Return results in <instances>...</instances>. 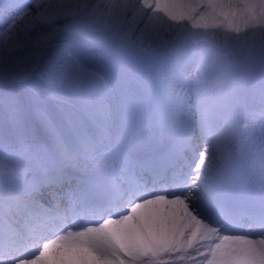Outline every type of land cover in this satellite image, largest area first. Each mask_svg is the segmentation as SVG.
Masks as SVG:
<instances>
[{"label":"snow or ice","instance_id":"snow-or-ice-1","mask_svg":"<svg viewBox=\"0 0 264 264\" xmlns=\"http://www.w3.org/2000/svg\"><path fill=\"white\" fill-rule=\"evenodd\" d=\"M0 264H264V0H0Z\"/></svg>","mask_w":264,"mask_h":264}]
</instances>
